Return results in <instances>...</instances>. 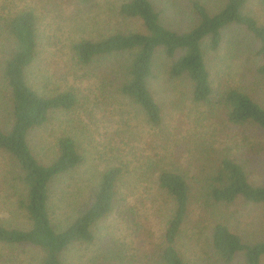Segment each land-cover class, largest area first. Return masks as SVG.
<instances>
[{"label": "trees", "instance_id": "1", "mask_svg": "<svg viewBox=\"0 0 264 264\" xmlns=\"http://www.w3.org/2000/svg\"><path fill=\"white\" fill-rule=\"evenodd\" d=\"M91 1L49 0L47 10L52 18L48 27L53 38H58L55 27L68 32L79 16V4ZM247 3L248 0H223L215 13L204 3L197 2L194 11L198 24L190 31L177 32L162 24L161 13L152 0H120L118 16L139 22L141 29L99 34L101 38L91 40L67 38L57 43V52L66 65L62 72H66L65 77L72 75L76 79V71L85 69V78L91 79L97 76L94 69L98 70L102 84L105 81L104 89L113 85L111 90L116 99L138 109L153 129H160L163 123L153 84L161 72H166L171 81L180 80L189 86L194 104L208 106L209 118L214 121L216 130L217 127L234 131L249 127L264 130V105L239 88L215 91L203 54L206 40L216 50L225 29L240 27L259 44L258 75L264 84V26L245 13ZM260 3L264 6V0ZM6 8L0 5V38L6 35L8 42V45L0 43L3 57L0 159L6 167L5 174L0 173V203L12 200L17 208L11 215L21 213L29 226H8L0 219V243L37 248L43 255L40 264H65L63 258L67 252L77 246L88 248L94 244L96 226L111 216L121 203L127 209L120 215L134 223L135 238L144 241L145 251L154 250L151 260H156V264H187L179 251V240L190 223L189 227L207 229L204 226L207 212L213 216L229 213L240 199L264 205V186L252 185L243 166L228 154L209 156L207 167V150L203 149L202 155L206 157L191 158V167L196 170L189 177L163 159L150 157L134 166L125 154L126 147L112 138L107 139L108 145L104 147L109 155L107 167L100 173L90 198L82 201L71 193L66 195L64 190L60 198L56 197L55 185L86 163L82 147L72 136H62L57 141L52 161L46 165L37 159L28 138L33 130L46 125L54 113L79 108L81 92L68 87L46 93L29 83V75L40 54V21L32 8L14 14H6ZM53 16L57 21L54 22ZM109 63L118 68L113 69ZM57 76L54 72L53 77ZM111 116L106 110L105 118L110 123L113 122ZM146 189L167 194L173 205V213L158 243L151 241L153 232L138 222L134 214L147 200ZM193 215L199 218L196 225L192 222ZM60 216H66L65 224H58ZM210 232L212 251L221 262L232 264L242 258L243 264H264V241L247 243L223 222H215ZM108 245L105 255L109 257V264H123L128 257L123 251L124 244Z\"/></svg>", "mask_w": 264, "mask_h": 264}, {"label": "rangeland", "instance_id": "2", "mask_svg": "<svg viewBox=\"0 0 264 264\" xmlns=\"http://www.w3.org/2000/svg\"><path fill=\"white\" fill-rule=\"evenodd\" d=\"M152 1L161 13L162 24L177 32L190 31L198 24L195 3H204L210 12L215 13L223 5V0ZM119 2L120 0H92L90 3L79 4V16L76 20L72 19L76 23L68 32H64L62 27L53 29L57 31L56 40L48 27L52 18L51 12L47 10L50 6L49 0H0L1 7H7L6 14L32 8L38 15L42 32L40 54L29 75V83L32 82L46 93L61 89L63 91L68 87H74L81 92L79 108L72 112L54 113L46 125L33 130L28 138L35 156L46 165L52 161L60 137L72 136L82 147L87 158L86 163L55 185L56 197L60 198L64 190L66 195L71 193L82 201L90 198L100 173L107 167L109 155L104 147L108 145V138L116 139V143L126 147L125 154L134 166L138 162L144 163L150 157L155 160L163 159L180 172L185 171L189 177L196 170L191 167L193 162L190 160L192 157H206L202 155L203 149L207 150V167L210 165V158L228 154L243 166L252 185L264 186V130L254 127L235 131L217 127L216 130L214 121L209 118L208 106L203 107L192 102L190 88L185 82L171 81L166 72H161L158 81L153 84L154 96L161 106L163 116L162 126L157 130L146 124L138 109L116 99L111 90L113 85L104 89L105 81L102 84V75L98 70L94 69L97 76L91 79L85 78V69L76 71V79L72 75L65 77L66 72L62 70L66 65L57 52V43L65 42L67 38L75 41L91 40L101 38L99 34L111 35L116 31L141 29L139 22L118 16ZM245 13L264 26V6L260 0H248ZM53 20L57 21L56 16H53ZM222 36L220 47L216 50L210 47L207 40L203 44L212 87L217 92L226 87L239 88L264 105V84L258 75L261 65L258 42L250 33L236 26L225 29ZM0 43L8 45L6 35L0 38ZM2 60L0 53V65ZM112 68L118 66L114 65ZM54 72L55 76L58 75L56 78L53 77ZM106 110L112 115V123L105 118ZM5 170L4 161L0 159V173L5 174ZM146 190L149 192V189ZM146 199L143 208L138 204L141 210L134 212L135 218L153 232L154 238L151 241L158 243L173 213V205L167 194L156 190L149 192ZM15 208L17 205L12 200L0 203L2 222L21 228L29 226L21 213L14 212L11 215ZM126 209L121 203L118 204V209L96 226L94 244L88 248L77 246L67 252L63 258L65 264H109V257L105 255L108 243L124 244L123 251L128 257L123 264H156V260L150 259L154 250L145 251L144 241L135 238L136 231L132 220L121 217L120 212ZM193 219L192 222L196 225L199 218L196 219L193 215ZM66 220V216H60L58 224H65ZM54 222L57 224L55 219ZM215 222L227 224L247 243L264 241V205L240 199L230 208L229 213L213 216L207 212V222L204 225L207 229L189 227L192 223L187 226L179 240V251L187 264H225L214 255L210 245V229ZM42 258L40 250L32 246L0 243V264H40ZM232 264H243L242 258Z\"/></svg>", "mask_w": 264, "mask_h": 264}]
</instances>
